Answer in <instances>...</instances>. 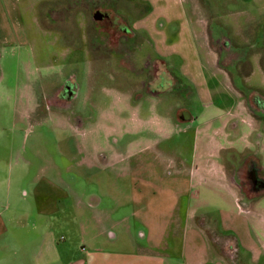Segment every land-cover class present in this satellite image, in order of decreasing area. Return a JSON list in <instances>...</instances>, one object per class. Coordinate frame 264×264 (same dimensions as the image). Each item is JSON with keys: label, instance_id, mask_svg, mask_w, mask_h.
<instances>
[{"label": "rangeland", "instance_id": "374dc122", "mask_svg": "<svg viewBox=\"0 0 264 264\" xmlns=\"http://www.w3.org/2000/svg\"><path fill=\"white\" fill-rule=\"evenodd\" d=\"M48 1L0 0V264H228L212 233L235 238L237 264H264L263 192L247 182L240 210L232 178L251 155L264 168V0L116 9L139 40L133 72L160 55L151 86L169 70L196 88L185 121L175 92H145L99 53L126 49L121 36L93 37L87 8L44 21ZM222 34L242 49L220 60Z\"/></svg>", "mask_w": 264, "mask_h": 264}, {"label": "flooded vegetation", "instance_id": "af4514ba", "mask_svg": "<svg viewBox=\"0 0 264 264\" xmlns=\"http://www.w3.org/2000/svg\"><path fill=\"white\" fill-rule=\"evenodd\" d=\"M48 4H50L49 7H47L46 12L44 13V16H42V20H49L50 22L55 21L56 23H59L62 25L64 24L65 21L69 19H73L71 16L72 13L76 10L79 13L82 10H85L86 8L88 10H91V16L93 18V28H94V33L93 37H119L121 36L122 39L120 42H124L126 44V49H120V50H113L110 49L109 51H102L99 52L98 50L96 52L99 53H108L111 55V58L115 60V63H117L121 68L126 69V71H132L131 69L132 64L136 67L135 59L132 57L133 52L138 49V42L139 41L137 36H132V32L130 28L127 26L125 18H122V13L116 11L117 8L121 7L122 5H125V8L135 6H140L139 2H134L131 0H50L48 1ZM62 13V14H61ZM58 15H62L61 18H58ZM81 20V18H80ZM218 34V33H217ZM216 41H220L221 46L219 47V58L220 60L231 56L232 54H238L239 51L242 49L241 47L238 46H233L231 44V41L228 37H225L222 34V37H218ZM98 47V46H97ZM130 58L132 62H130V66H125V65H120L121 61H123V58ZM145 60L146 63L145 65H141L140 68L142 71L137 75L135 72V76H138L139 78L143 76L141 79L140 83H142V90L145 92H150L152 94H160L162 92H175V94L180 97L181 100V105L178 106L174 113V120H189L191 119V114H190V104H189V97L191 95H194V93L197 92L196 88L192 85L187 86L183 85L179 79L178 75H175L173 72L169 71L170 76V81L168 88L164 87L161 89L160 84H164L162 80L160 82H157L152 85V82L148 80V78L154 77V74L156 73L158 67V63H163L165 64L164 60L160 55H155L151 56L149 54L145 55L142 61ZM141 61V62H142ZM159 61V62H158ZM128 62V60H127ZM148 62V63H147ZM129 63V62H128ZM150 63V64H149ZM139 64V63H138ZM141 64V63H140ZM149 64V65H148ZM156 66V67H155ZM168 69V68H167ZM227 73H229L233 78L231 81V85H235L236 87H241V83L238 82V79L241 77L239 74H237L236 68L234 67H228L226 68ZM227 73H223L227 76ZM143 74V75H142ZM160 77V75H158ZM157 77V78H158ZM162 77V76H161ZM160 77V78H161ZM159 79V78H158ZM232 87V86H231ZM238 89V88H237ZM241 89V88H240ZM243 89V88H242ZM244 90V89H243ZM74 86H68L64 87V90L61 89L58 94H55L54 96V103L58 106L64 107L66 102H69L70 99L74 97ZM61 95V96H58ZM263 115V113L261 114ZM227 126L230 129H235V124L229 122L226 123ZM226 155V160L229 161L230 157L233 155L234 159H237L236 154L233 152H227L223 153ZM231 155V156H230ZM252 156V155H251ZM249 158V161L246 162V168L241 172L240 177H236V171L234 172L235 175L232 176L234 182L237 184L239 187L240 191L245 193L243 195L245 200L239 201L237 199V202L239 204L240 210H248L249 209V201L252 199L251 195H248L249 191L247 190V182L249 183L250 191H253L254 189L258 192H263L259 197L262 198L264 197V175H260V170L264 171V168L260 164L259 160H257L254 155V157ZM232 159V165L234 170H237L238 168V161ZM259 167H257L256 165ZM241 167V166H240ZM244 178V179H243ZM247 192V193H246ZM243 204L244 206H240V203ZM244 210V211H245ZM243 211V212H244ZM202 221V219H200ZM213 232V231H212ZM233 236V235H232ZM235 238L233 237H225L224 236H219L215 233L211 234V241L215 244V248L217 251V256L221 257L222 260L227 261L228 264H237L238 263V256L236 255V246L234 245H227L230 242L234 240ZM229 240V241H228ZM234 247V248H233Z\"/></svg>", "mask_w": 264, "mask_h": 264}, {"label": "crops", "instance_id": "0c3cea01", "mask_svg": "<svg viewBox=\"0 0 264 264\" xmlns=\"http://www.w3.org/2000/svg\"><path fill=\"white\" fill-rule=\"evenodd\" d=\"M69 263H70V261L67 264H69Z\"/></svg>", "mask_w": 264, "mask_h": 264}]
</instances>
